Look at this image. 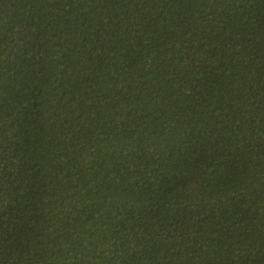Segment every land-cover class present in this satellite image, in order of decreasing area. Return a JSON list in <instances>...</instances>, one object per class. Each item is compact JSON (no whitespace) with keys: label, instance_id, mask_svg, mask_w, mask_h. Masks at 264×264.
Masks as SVG:
<instances>
[{"label":"trees","instance_id":"1","mask_svg":"<svg viewBox=\"0 0 264 264\" xmlns=\"http://www.w3.org/2000/svg\"><path fill=\"white\" fill-rule=\"evenodd\" d=\"M0 264H264V0H0Z\"/></svg>","mask_w":264,"mask_h":264}]
</instances>
